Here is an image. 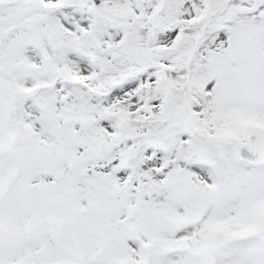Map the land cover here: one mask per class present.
<instances>
[{
    "label": "snow or ice",
    "instance_id": "obj_1",
    "mask_svg": "<svg viewBox=\"0 0 264 264\" xmlns=\"http://www.w3.org/2000/svg\"><path fill=\"white\" fill-rule=\"evenodd\" d=\"M0 264H264V0H0Z\"/></svg>",
    "mask_w": 264,
    "mask_h": 264
}]
</instances>
